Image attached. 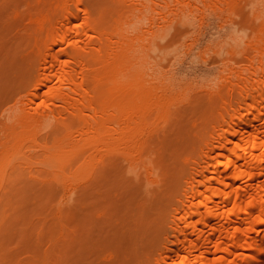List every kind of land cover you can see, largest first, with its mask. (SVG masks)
<instances>
[{"label":"bare ground","instance_id":"bare-ground-1","mask_svg":"<svg viewBox=\"0 0 264 264\" xmlns=\"http://www.w3.org/2000/svg\"><path fill=\"white\" fill-rule=\"evenodd\" d=\"M71 1H62L65 11L56 23L37 22L43 66L33 75L32 90L17 96L10 111L18 137L14 151L35 143L52 167L56 160L108 144L133 156L142 108H162L166 96L176 95H168L176 88L174 77L190 65L197 48L206 41L224 43L230 47L216 53L232 54L225 61L243 49L246 65L231 68L234 58L229 68L235 72L223 75L240 96L214 125L215 141L206 142L202 160L188 174L190 190L176 209L181 219L173 215L167 230L172 240L155 249L149 264H264V0H75L73 8ZM243 1L259 21L254 35L227 27ZM175 21L186 32L173 45L171 59H159L153 44ZM51 36L56 40L48 43ZM204 56L198 54L191 67L199 68ZM165 60L167 70L161 68ZM46 129L62 137L39 143L37 136Z\"/></svg>","mask_w":264,"mask_h":264},{"label":"rangeland","instance_id":"rangeland-1","mask_svg":"<svg viewBox=\"0 0 264 264\" xmlns=\"http://www.w3.org/2000/svg\"><path fill=\"white\" fill-rule=\"evenodd\" d=\"M62 1L0 0V264H149L155 249L172 240L167 230L173 215L176 221L181 219V210L176 209L190 190L188 174L202 160L214 125L232 111L233 98L240 96L237 86L225 83L226 73H234V66L241 70L247 63L241 54L246 53L236 51L234 64V58L225 61L232 54L216 53V48L230 47L224 43L206 41L205 47L197 48L195 54L206 56L200 61L202 69L191 67L198 54L192 55L190 65L186 63L174 77L179 93L175 88L168 94L176 95L166 96L162 108L156 104L142 108L133 156L108 144L84 156L56 160L52 167L48 153L35 143L27 142L24 153L14 151L18 137L12 132L10 111L43 66L38 60L42 40L37 22L41 18L44 26L56 23L65 11ZM69 5L73 8L75 0ZM251 12L246 2H240L228 19V29L254 35L260 27ZM185 32L181 23L172 22L155 40L153 55L171 59L173 45ZM161 63L166 68L169 62ZM48 130L38 132L39 143L52 144L55 137H62L55 132L53 138Z\"/></svg>","mask_w":264,"mask_h":264}]
</instances>
